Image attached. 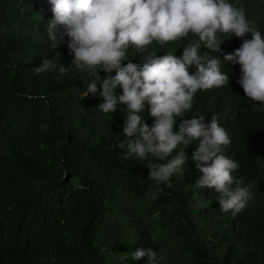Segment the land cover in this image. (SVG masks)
Returning a JSON list of instances; mask_svg holds the SVG:
<instances>
[{"label":"trees","instance_id":"trees-1","mask_svg":"<svg viewBox=\"0 0 264 264\" xmlns=\"http://www.w3.org/2000/svg\"><path fill=\"white\" fill-rule=\"evenodd\" d=\"M232 2L264 32V0ZM53 15L48 0H0V264H146L130 254L149 246L166 249L169 264H264V112L252 110L256 102L234 83L201 92L185 113L215 114L231 129L223 151L254 193L233 215L212 188L195 184L202 172L191 159L170 186L149 179L147 161L118 146L126 105L112 115L98 108L99 94L82 98L94 77L74 67L35 73L44 57L66 66L73 58L67 43L50 47ZM143 116L154 120L147 104ZM196 147L185 149L189 157Z\"/></svg>","mask_w":264,"mask_h":264},{"label":"clouds","instance_id":"clouds-1","mask_svg":"<svg viewBox=\"0 0 264 264\" xmlns=\"http://www.w3.org/2000/svg\"><path fill=\"white\" fill-rule=\"evenodd\" d=\"M48 3L54 14L46 26L50 47L60 49L67 43L73 58L66 66L44 57L33 68L35 73H66L72 67L87 72L94 78L85 80L82 98L99 94L98 108L112 115L126 105L122 109L126 139H118V146L127 156L147 161L149 179L170 186L173 174L191 159L202 172L195 184L212 188L221 210L233 215L245 210L254 193L251 184L243 185L234 175L240 162L223 151L231 143V129L215 114L207 120L203 115L185 116L201 92L232 89L234 83L256 102L253 111L264 112V32L244 7L232 0ZM130 49L141 62L129 58ZM101 70L115 75L101 78ZM118 88H122L119 94ZM25 95L43 98V94ZM146 104L154 117L151 124L143 116ZM194 143L197 147L189 157L185 149ZM156 157L166 162H156ZM147 194L158 198V190L149 189ZM130 255L147 256L146 264H169L163 248L149 246Z\"/></svg>","mask_w":264,"mask_h":264}]
</instances>
